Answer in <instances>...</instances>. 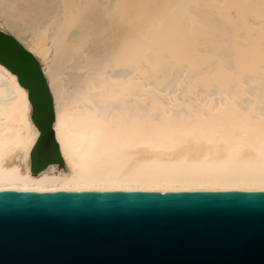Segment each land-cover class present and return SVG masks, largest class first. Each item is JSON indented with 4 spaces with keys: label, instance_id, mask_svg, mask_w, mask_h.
Wrapping results in <instances>:
<instances>
[{
    "label": "bare ground",
    "instance_id": "6f19581e",
    "mask_svg": "<svg viewBox=\"0 0 264 264\" xmlns=\"http://www.w3.org/2000/svg\"><path fill=\"white\" fill-rule=\"evenodd\" d=\"M0 30L44 72L58 155L32 170L40 131L0 62V191H264V0H0Z\"/></svg>",
    "mask_w": 264,
    "mask_h": 264
},
{
    "label": "water",
    "instance_id": "95a60500",
    "mask_svg": "<svg viewBox=\"0 0 264 264\" xmlns=\"http://www.w3.org/2000/svg\"><path fill=\"white\" fill-rule=\"evenodd\" d=\"M27 89L36 170L57 160L42 68L0 30ZM0 264H264V191H0Z\"/></svg>",
    "mask_w": 264,
    "mask_h": 264
},
{
    "label": "rangeland",
    "instance_id": "374dc122",
    "mask_svg": "<svg viewBox=\"0 0 264 264\" xmlns=\"http://www.w3.org/2000/svg\"><path fill=\"white\" fill-rule=\"evenodd\" d=\"M29 18H30V16H29ZM45 19H46V17L43 18L41 21H43ZM31 20H32V18H31ZM34 22H35V20H34ZM52 22H53V20H51L48 23L49 33L53 32V30H54V28L56 26L55 21L53 23ZM8 24H10L11 26H13V23L12 22H9ZM219 26H221V25L219 24ZM50 30H52V31H50ZM77 32H78V29L76 30V28H74V29L71 30V34H73V35H76ZM219 53L222 56L224 55V57H226V58L228 57V50L227 49H221ZM77 72L78 71H75V69H73V68H65L64 69V75H63L64 76V80L65 81H70V79L72 80L77 75L76 74ZM127 72H129V70L127 68L125 69V67H123V66H115V67H109V68H107V73L109 75H113V74L114 75H117V74H125ZM180 76L181 75L179 73H176V72H164V73H162L161 77L159 78V84H161L160 86L167 87V88H170V89L171 88L174 89V88H176L178 86L183 85V82H181ZM151 80H149V81H151ZM68 83H70V82H68Z\"/></svg>",
    "mask_w": 264,
    "mask_h": 264
}]
</instances>
